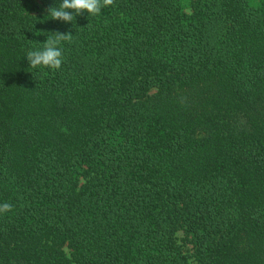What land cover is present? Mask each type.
Here are the masks:
<instances>
[{
  "label": "trees",
  "instance_id": "trees-1",
  "mask_svg": "<svg viewBox=\"0 0 264 264\" xmlns=\"http://www.w3.org/2000/svg\"><path fill=\"white\" fill-rule=\"evenodd\" d=\"M61 2L0 0V264H264V0Z\"/></svg>",
  "mask_w": 264,
  "mask_h": 264
},
{
  "label": "clouds",
  "instance_id": "clouds-1",
  "mask_svg": "<svg viewBox=\"0 0 264 264\" xmlns=\"http://www.w3.org/2000/svg\"><path fill=\"white\" fill-rule=\"evenodd\" d=\"M114 4V0H62V2L55 7H50L48 15L52 20H58L64 23H71L76 15H82L85 11L95 16L101 13L105 7ZM75 14V15H74ZM72 34L61 33L59 31L48 36L47 40L42 43V47L37 50H29L26 54V59L30 68H38L43 66L53 70H59L63 63V42H71ZM12 210V205L5 202L0 204V214Z\"/></svg>",
  "mask_w": 264,
  "mask_h": 264
},
{
  "label": "rangeland",
  "instance_id": "rangeland-1",
  "mask_svg": "<svg viewBox=\"0 0 264 264\" xmlns=\"http://www.w3.org/2000/svg\"><path fill=\"white\" fill-rule=\"evenodd\" d=\"M186 10H187V12H190V6H187ZM178 237H179L180 243L184 245L185 251L187 253H191V246L185 243V234L184 233H179Z\"/></svg>",
  "mask_w": 264,
  "mask_h": 264
}]
</instances>
